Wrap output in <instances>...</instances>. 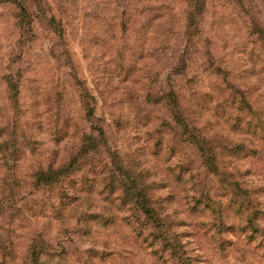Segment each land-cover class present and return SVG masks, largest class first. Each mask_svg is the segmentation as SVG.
Returning a JSON list of instances; mask_svg holds the SVG:
<instances>
[{"label":"rangeland","instance_id":"1","mask_svg":"<svg viewBox=\"0 0 264 264\" xmlns=\"http://www.w3.org/2000/svg\"><path fill=\"white\" fill-rule=\"evenodd\" d=\"M0 264H264V0H0Z\"/></svg>","mask_w":264,"mask_h":264},{"label":"trees","instance_id":"2","mask_svg":"<svg viewBox=\"0 0 264 264\" xmlns=\"http://www.w3.org/2000/svg\"><path fill=\"white\" fill-rule=\"evenodd\" d=\"M172 107H173V117L175 118L176 116L180 115V112H179L178 109H177L176 103H174V104L172 105ZM183 125L185 126L186 124H183ZM63 169H64V167H63V168H60V171H63ZM65 169H67V168H65ZM50 173H51V174H50ZM56 174H58V173H57V170H50V171L46 172V174L43 173L42 171L40 172V175H42V176L45 175V176L42 178V181L45 180L46 177L52 179V177L56 176ZM164 239H166V236H165V235H164Z\"/></svg>","mask_w":264,"mask_h":264}]
</instances>
